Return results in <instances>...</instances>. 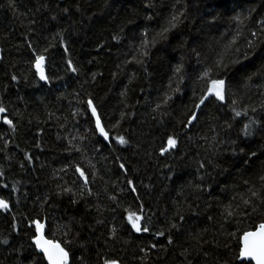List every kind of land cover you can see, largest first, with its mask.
I'll return each instance as SVG.
<instances>
[{
    "label": "trees",
    "instance_id": "16d2710c",
    "mask_svg": "<svg viewBox=\"0 0 264 264\" xmlns=\"http://www.w3.org/2000/svg\"><path fill=\"white\" fill-rule=\"evenodd\" d=\"M11 3L14 7L10 6V0H0V56H3L0 101L17 126L13 133L0 121L3 137L0 197L9 200L11 206L8 213L0 211V239L9 240V245L0 244V264H29L33 250L29 247L31 230L26 218H35L37 213L47 216L53 226L75 218L74 231L79 232L80 242L86 244V250L78 244L74 246L76 264L81 255L95 264L98 252L120 259L122 264H186L180 255L183 249L191 253L192 264H204L205 257L197 255L189 233L205 228L208 231L204 239L211 242L204 245L211 253L208 264L216 259L220 264L224 259L240 264L235 259L236 238L228 239L229 250L217 248L214 237L223 244L225 237L219 235L218 221L224 206L234 195L247 190L244 180L258 183L264 171V132L247 138L241 132L249 117H264L259 108L264 103L261 95L264 87L257 86L264 84V76L254 77L245 88L246 77L237 71L240 65H234L228 73L233 78L232 90L237 92L241 103L258 109L256 113L250 112L249 117L233 119L228 104L218 107L211 103L200 123L190 130H182L178 120L186 111L193 88L198 86L197 77L216 52L222 51L233 37H236L233 47H239L241 52L247 50V40H255L250 33L261 27L258 21L264 18V0H11ZM147 4L152 7H145ZM65 7L69 8L68 13L62 11ZM174 12L184 13L182 22L167 34L166 40L157 38L155 46L150 44L148 55L138 57L143 63H136L133 56L137 55L142 33L147 31L151 40L167 26ZM129 20L133 23H127ZM116 33L122 37L119 43L111 39ZM29 41L38 50L52 45L46 53V73L50 77L47 83L34 74ZM100 44L104 46L99 47ZM262 58L264 45H258L255 54L244 61L248 74L264 73ZM69 59L78 72L68 68ZM181 61L183 82L173 75L175 65ZM12 75L18 80H11ZM176 87L179 92L172 91ZM166 94L172 96L167 104ZM88 96L96 100L106 124H113L122 113L126 114L121 128L113 135L119 132L131 137L130 147L94 135L90 113L74 115L85 108L80 101ZM227 123L232 124L230 129ZM210 127L216 129L221 141L214 148L202 139L214 135L209 132ZM174 132L179 134L178 148L161 156L160 146ZM73 136L77 139L70 144ZM82 136L86 138L81 140ZM73 145L82 152L75 151ZM26 156L33 159L29 161ZM117 156L121 161L116 160ZM89 160L98 170L91 187L100 193L99 199L92 196L73 204V197L62 189L71 187L76 192L82 179L70 165L79 164L90 173L93 169ZM198 161L204 162L205 168L199 169ZM120 162L128 165L127 176L119 169ZM200 176H204L203 181ZM127 179L134 181L137 193L130 191ZM4 184L8 187H3ZM13 185L16 191L12 190ZM112 195L118 197L116 202L108 199ZM139 204L144 205L145 216L151 217L150 223L145 221L150 233L129 232L130 226L122 219L124 208L136 210ZM96 205L100 206V212ZM113 208L115 212L111 211ZM178 208L185 221L179 233H172L174 243L168 245L165 237H156L154 233L163 229L167 235ZM208 216L213 220H208ZM98 219L104 220V224L98 225ZM237 220L242 222L225 224L226 230L236 232L237 236L244 230H253L260 222L255 216ZM14 223L20 231L13 230ZM113 226L119 230L116 240L109 234ZM153 242L158 247L149 250L146 246ZM141 247L148 252L143 262Z\"/></svg>",
    "mask_w": 264,
    "mask_h": 264
},
{
    "label": "snow or ice",
    "instance_id": "6c2138e0",
    "mask_svg": "<svg viewBox=\"0 0 264 264\" xmlns=\"http://www.w3.org/2000/svg\"><path fill=\"white\" fill-rule=\"evenodd\" d=\"M179 2V0H177ZM10 6L14 7V4L11 3ZM145 7H152L151 4L145 5ZM64 13L69 12V8L65 7L62 9ZM79 11V7H77ZM184 13L181 12L177 15L175 12L171 15V18L167 22V26L163 27L160 32L156 33L151 40L147 38L148 33L144 31L142 33L143 39L140 41L139 47L137 49V55L133 56V60L136 63H143L142 59L138 57H146L148 55V46L151 44L155 46L157 43V38L167 39V34L173 29L177 28L178 24L182 22V17ZM53 20L56 19L55 16L52 17ZM149 20L152 17H148ZM238 19V18H237ZM34 23V22H33ZM127 23L131 24L133 21L129 20ZM261 26L257 31H252L250 35L255 38V40H247L246 48L247 50L241 52L239 47H233L236 44V37H233L228 44L223 46L222 51H218L215 54V58L206 65L202 73L197 77L198 86L194 87L192 90V96L190 98L189 104H187L186 111L182 113L181 117L178 120V123L181 126V129L190 130L192 127H195L200 123V118L204 114L206 108L209 104L216 103L218 107H223L225 104H228L231 111L234 113L233 119L236 117H249V113H256L257 107L245 106L241 103V100L237 97V92L232 90V81L233 78L228 76V73L232 71L234 65H240L241 67L237 69L238 72H242L246 77L243 87L247 88L253 82L254 77H262L264 73H252L248 74L246 71V65L244 61H248L251 55L255 54V50L258 45H264V18L258 21ZM124 28H120V32H123ZM59 36L60 33H57ZM239 35V33H237ZM113 41L117 43L122 39L119 33H116L111 36ZM61 42L63 43V37H61ZM50 45L49 47H51ZM103 44H100L99 47H103ZM28 49L30 50L31 58L30 63L32 68H34V74L39 78L40 81L49 82L50 77L46 73V53L49 51V47H45L42 50H38L34 45L29 41L27 44ZM2 51V50H0ZM64 51H68V47L65 44ZM199 55V53H196ZM241 57L243 59H241ZM264 59V58H262ZM0 60H3V56H0ZM68 68L73 72H78V68L74 66L72 60L67 61ZM183 70V63H177L173 69V75L178 77L179 82H183L184 76L181 75ZM95 78V74H93ZM11 80L16 81L18 77L16 75L11 76ZM259 87H264V84L257 85ZM169 88H172L171 78L169 83ZM173 92H179V87L172 89ZM238 91V90H237ZM124 95V93H122ZM264 96V92L261 93ZM172 99V96L165 95L164 103L167 104L169 100ZM230 101V103H229ZM81 104L85 105V108L80 110L78 109L74 115H86L90 113L89 120L94 125L91 129L92 133L98 134L99 137L106 142H114L116 145L127 148L131 146V137L126 136L117 132L116 135H113V132L121 128V121L125 118L124 113L121 114L120 120H117L113 124H106L104 122L103 116L100 112L99 105L96 100L88 96V98L80 101ZM239 106V107H238ZM157 109L160 108V104H157ZM261 111H264V103H261L259 106ZM0 121L4 125H7L9 129L14 133L16 131V123L8 115V109L4 106L3 102L0 101ZM232 127L231 123H227V128ZM209 132L214 133L212 137L204 136L202 139L209 142L212 147H215L216 143H219L218 136L219 133L216 132V129L213 127L209 128ZM241 132L245 138L254 136L260 132H264V117L256 118L249 117L248 122L244 123ZM3 138V137H0ZM59 138V137H58ZM86 137H80V139H85ZM75 136L71 137L69 143L71 144L73 140H76ZM235 144V141H233ZM179 144V134L175 133L172 135H167L165 143L162 144L159 148V153L161 156H164L170 153L173 150L178 148ZM7 145V142H6ZM37 147L40 145L37 144ZM73 149L78 152H82V149L76 148L73 145ZM98 151V149H97ZM241 153L244 152L243 148H239ZM235 152V149H234ZM252 156H256L255 152L251 153ZM26 159L31 161L33 158L31 156H26ZM121 157L117 156L116 160L121 161ZM247 163V161H245ZM89 167L93 169L90 173H86L85 169L79 164L70 165L75 168V172L79 174V177L82 179V184L79 186L78 191L73 192L71 187H64L62 191L69 194L73 199L71 203L78 204L83 200H87L88 197L96 196L99 199L100 193L94 192L91 185L95 184L97 178L98 170L95 169V165L91 164L89 160ZM199 169L205 168L204 162H199ZM23 167V164L21 165ZM119 169L123 171L125 176L130 171L128 165L124 162L119 163ZM198 169V170H199ZM64 171V169H61ZM226 171V169H224ZM0 175H3L0 172ZM100 180H103V177H99ZM201 181L204 180V176H200ZM258 183L250 182L249 180H244L243 184L247 186V190L242 194H237L232 197V201L224 206V211L221 213V219L218 221L220 228L218 229L219 235L225 237L223 244H221L219 239L215 240V246L217 248L223 247L230 250L228 244V239L235 237L237 240L238 255L235 256L236 260L240 261V264H244V261L247 260L248 264H264V171L258 177ZM127 185L130 188V191L137 193V188L132 179H127ZM3 187L7 188L8 185L4 184ZM197 188H201L200 185H196ZM210 189V186H209ZM13 191H16L15 185L12 188ZM203 190V189H201ZM123 191V189H122ZM209 194H211L209 192ZM139 199V196L136 197ZM108 199L112 202H116L118 197L116 195L108 196ZM47 198H45L44 203H47ZM210 206V205H209ZM188 208L191 209L192 205L189 204ZM98 212L101 211L99 205H96ZM0 211L8 213L11 211L10 201L0 197ZM112 212H115V209H111ZM125 215L122 217L123 220H126L127 225L130 226L128 229L129 232L134 231L135 233H150V227L146 226L145 221L148 223L151 222L150 216H145L144 205L139 204L136 210H132L131 207L123 209ZM253 216L260 219V222L255 226L253 230H244L242 233L237 236L236 232H228L225 228V224H230L232 221L237 223L242 222V220H237V217L242 219H250ZM13 221L16 220V217H12ZM208 220H213L212 216L207 217ZM27 228L31 230L30 243L29 247L32 248L33 253L29 257V264H76L75 260V250L74 246L77 244L83 250H86V244L80 242V236L78 231H74L75 227V218H73L69 223L62 225L53 226L47 216H40L37 213V216L27 217ZM174 222H170L167 228V235L165 230H157L154 235L156 237H165L168 245L174 243L173 232L179 233L183 227V221H185V215L177 209L175 216L173 218ZM98 225H103L104 220H96ZM14 231H20L18 225L14 223L12 225ZM123 227V225H122ZM208 229H202L200 232L189 233L190 239L195 242V250L197 255H202L205 257L204 264H208V258L211 256V253L204 247L206 244L211 242L204 239V234L207 233ZM109 234L112 240H116L119 236V230L117 227L113 226L109 230ZM59 235L60 238H57ZM107 243V241H105ZM0 244L9 245V240L7 238L0 239ZM149 250L156 249L158 244L153 242L146 246ZM163 247V246H161ZM167 251L166 248H164ZM140 252L144 255L141 257L142 262L145 261L148 256V252L145 250V247L140 248ZM180 255L184 257L186 264H192V260L189 258L191 253L188 249H183L180 252ZM98 259L95 264H122L120 259L102 256L101 253H97ZM79 264H90V262L85 258L84 255L80 256ZM213 264H220V260L216 259L213 261ZM223 264H232V261L228 259L223 260Z\"/></svg>",
    "mask_w": 264,
    "mask_h": 264
},
{
    "label": "water",
    "instance_id": "95a60500",
    "mask_svg": "<svg viewBox=\"0 0 264 264\" xmlns=\"http://www.w3.org/2000/svg\"><path fill=\"white\" fill-rule=\"evenodd\" d=\"M253 264H254V262H253Z\"/></svg>",
    "mask_w": 264,
    "mask_h": 264
}]
</instances>
